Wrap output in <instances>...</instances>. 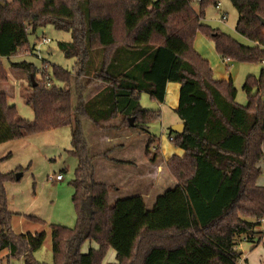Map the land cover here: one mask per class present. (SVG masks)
Wrapping results in <instances>:
<instances>
[{
	"label": "trees",
	"instance_id": "trees-1",
	"mask_svg": "<svg viewBox=\"0 0 264 264\" xmlns=\"http://www.w3.org/2000/svg\"><path fill=\"white\" fill-rule=\"evenodd\" d=\"M218 1L0 0V85L8 81L2 58L30 52L28 36L46 26L69 34L70 41L58 42L57 48L75 60L71 72L46 61L40 70L29 62L9 64L27 76L22 99L33 119L19 117L0 91V144L69 127L66 152L76 165L69 183L74 226L46 225L25 215L43 227L26 234L12 231L5 190L24 169L0 172V251H7V262L44 264L33 253L47 230L51 264H102L109 250L114 264H238L237 240L252 234L264 218V186L256 183L263 175L257 165L264 154V71L245 78L246 104L239 105L232 82L212 78L193 42L200 34L221 60L264 63V0H228L237 14L234 31L248 46L203 22L205 9ZM97 83L102 88L85 98ZM167 83L179 86L174 113L184 127L171 141L182 156L165 161L176 184L156 196L149 209L141 196L110 203L114 187L93 178L81 120L96 130H145L160 113L144 110L140 94L160 104ZM112 120L118 123L104 125ZM86 241L97 248L82 253Z\"/></svg>",
	"mask_w": 264,
	"mask_h": 264
},
{
	"label": "rangeland",
	"instance_id": "rangeland-1",
	"mask_svg": "<svg viewBox=\"0 0 264 264\" xmlns=\"http://www.w3.org/2000/svg\"><path fill=\"white\" fill-rule=\"evenodd\" d=\"M6 1L9 2L10 0ZM218 2L221 5V10L226 14L224 23H219L220 14L217 13L214 6H210L205 9L204 18L206 22L212 28L227 33L232 38L238 39V42L241 44L248 46L249 43L234 32V23L237 18L236 11L232 8L228 0H219ZM194 9L196 8L194 7ZM222 15L224 14L221 13L220 17ZM41 36L48 38L50 40V44L46 47H42L40 59H37L33 55L24 51L19 55L11 57L9 60L2 58V62L7 71L8 81L7 83L0 85V91L7 95L8 103L10 105H14L16 114L28 121L33 119L32 111L23 103L22 99V95L25 94V91L27 90V76L21 72L12 71L9 68V64L29 62L33 63L35 67L40 70L41 62L46 61L49 64L58 65L69 72L73 70L75 64V60L65 59L57 48L58 42L70 41L69 34L57 32L50 26L38 29L35 34L28 36V49H30V51L36 45L38 38ZM238 64L240 65L239 72L232 81V84L236 89L235 102L245 105L246 96L241 90L245 77L249 74L254 77H258L261 70L264 71V64ZM38 78L39 76L36 75L34 80ZM175 87L178 86L176 85ZM97 89L98 88L92 89L90 87L85 92L84 97L89 98L90 95L96 92ZM176 99V92L172 89L168 90L166 100L163 105V110L165 112L164 118L173 116ZM139 102L144 110H158V103L150 100L148 95L145 93L140 94ZM72 105H75L74 96H72ZM149 127L151 129L150 131L156 134L163 141L162 150L168 152V145L169 149L174 147L167 140V131L160 129V122L150 124ZM81 128L88 155L92 154L94 149L91 145V140L93 138V131L96 129L93 128L89 120H81ZM69 148V127L54 129L18 139L16 141L7 142L6 144H0V159L6 158L5 156L9 154V157L0 162V172L6 174L13 172L17 168L24 169L23 172H20L21 177H19L18 181L5 184L7 205L12 212L33 214L45 221L47 224H61L68 228L74 226L75 214L71 203L72 188L69 183L73 178L76 160L67 154L66 150ZM179 154L181 155L182 152L180 151ZM147 156L150 157V154L148 153ZM88 157L91 161V157ZM56 175H61V182L54 180ZM145 183V185L148 184L147 181ZM168 185L169 181L161 175L153 192L150 193V198L146 195V208L149 209L151 207L153 199L160 193H156V191L166 190L168 188L165 187ZM143 186L144 185L140 182L137 185L138 189H141ZM120 194L122 195L123 192L121 191ZM248 246V244L242 245V251L246 254L247 258L244 264H264V239L260 247L251 251L252 253L245 251ZM6 255V250L0 251V264H18V259H11L7 262L5 260ZM110 255L112 256L110 257ZM33 257L44 264H51V252L48 235L46 236L41 248L33 253ZM107 262H114L113 254H108L104 264ZM241 263L242 260L240 254L238 264Z\"/></svg>",
	"mask_w": 264,
	"mask_h": 264
},
{
	"label": "crops",
	"instance_id": "crops-1",
	"mask_svg": "<svg viewBox=\"0 0 264 264\" xmlns=\"http://www.w3.org/2000/svg\"><path fill=\"white\" fill-rule=\"evenodd\" d=\"M193 6L196 8L197 4L194 3ZM216 11L220 15L221 13L224 14V16L226 15L225 12L221 10L220 3ZM220 15H219V23H224L226 16L224 20H221ZM236 20L237 18L235 19V23ZM203 22L209 25L206 22L205 18L203 19ZM236 40L238 41V39ZM193 48L201 58L205 59L208 62L210 68L212 69V78L214 80L217 81L230 80L231 82L234 80V77H236L237 73L239 72L240 65L235 62L221 60L215 53L211 41L201 36L200 34H197L193 42ZM263 64L264 63H260V65ZM247 76H252V75L249 74ZM173 84L174 83L166 84L164 101L160 104L158 103V110H154V111H159L160 113V118L158 122H160V129L163 131H167V140L169 137L173 138L174 135V133H172L170 130L171 127L176 124H181V121L177 118L176 114L174 113V110L177 106L179 86L177 84L175 85ZM176 85L178 87H175ZM102 86H103L102 84L97 83L94 84L91 88L92 89L98 88L96 90L97 92L102 88ZM171 89L174 90V92H176L177 94V99L175 102L176 104H175V108L173 109V116L164 118L165 112L163 110V105L166 100L167 92L168 90ZM96 92L92 93L90 96L94 95ZM117 123L118 120H112L110 122L105 123L104 125L113 126L116 125ZM149 126H147V128H145V130L142 131L136 129H122V130L111 129L107 131H96V130L93 131V135H92L93 138L91 137L92 138L91 145L93 146L94 150L92 154L88 155L91 157V161L90 160L89 161L93 171V178L96 182L105 183L114 187L113 191H111L109 194L110 203L115 199L128 198L133 196H141L144 198V200L147 199L146 195L150 198V193L153 192L161 175H163V177H165L169 181V185L165 188L169 189L175 186L176 183L174 179L171 178L167 170L164 169L165 161L171 155L182 156L183 152L180 149L174 147H172V149H169V145L167 149L168 152L162 150L163 141L156 134L150 131L151 129ZM170 144L172 143L170 142ZM148 145L156 147L155 154L148 152L150 151L149 150L150 147ZM180 151L182 152L181 155L179 154ZM102 152L107 153L105 156L106 158L96 157L97 154H100ZM148 153L150 154V157L147 156ZM61 181L62 179L58 182ZM146 181L148 183L147 185H145ZM139 182L142 183V185H144L141 189H138L137 187ZM256 183L259 186H264V175H261L257 179ZM121 191L123 192L122 195L120 194ZM163 191L164 190L156 191V193L160 192L159 194H161ZM12 213H13V218H12L11 228L14 233L26 234V233H34L42 230L43 227H41L38 224L29 222L24 218L25 215L34 216L40 219L39 217L33 214H21L14 212ZM45 224L49 225L46 222ZM50 224H54V223H50ZM55 225L63 226L61 224H55ZM263 232H264V225L263 223H260L259 226H256L254 228L252 234L248 233V235L242 236L240 240H237L238 245L236 247V250L240 252L242 261L247 260L246 254H244V252L242 251V245L248 244L249 246L246 248L245 251H248V253H252L251 251H254L256 248L260 247L264 239ZM47 235L49 236L46 230V236ZM49 243H50V236H49ZM96 248L97 245L94 242L86 241L81 247V252L86 253L89 249H96ZM50 252H51V243H50ZM108 254H113L114 262L113 263L107 262L106 264H114L115 253L112 250H109L107 252L102 264H104ZM111 256L112 255H110V257ZM34 259L37 262H40L36 258ZM51 262H52V258H51ZM18 264H23L21 258L18 259Z\"/></svg>",
	"mask_w": 264,
	"mask_h": 264
},
{
	"label": "built area",
	"instance_id": "built-area-1",
	"mask_svg": "<svg viewBox=\"0 0 264 264\" xmlns=\"http://www.w3.org/2000/svg\"><path fill=\"white\" fill-rule=\"evenodd\" d=\"M218 7H219V2H217L214 5V8L216 10L218 9ZM224 18H225V16L222 15L221 16V20H224ZM0 36H1V33H0ZM49 44H50V40L48 38H46V37L41 36V37L38 38L36 45L31 49L30 52H28L27 50H25L24 52L33 55L37 59H40L42 47H46ZM168 140H169V142H171L172 141V137H169ZM149 147H150V149H149ZM149 147H148V149L150 151H148V152H150L152 154H155L156 153V147L155 146H151V145H149ZM257 167L260 170V172L264 175V154H263V156L261 158V161L258 163ZM61 179H62L61 175H56L55 178H54V180H56V181H60ZM259 223H263V225H264V218L259 220Z\"/></svg>",
	"mask_w": 264,
	"mask_h": 264
},
{
	"label": "water",
	"instance_id": "water-1",
	"mask_svg": "<svg viewBox=\"0 0 264 264\" xmlns=\"http://www.w3.org/2000/svg\"><path fill=\"white\" fill-rule=\"evenodd\" d=\"M261 23L264 24L263 21H261ZM30 81L32 82V85H33V86L36 84V83L34 82L32 76L30 77ZM128 123H129L130 126H132V119H129V120H128ZM183 129H184V127H183V125H182V123H181V124L173 125V126L171 127L170 130H171V132L174 133L175 135H181L182 132H183ZM14 177H15V180L18 181L19 177H21V173H16Z\"/></svg>",
	"mask_w": 264,
	"mask_h": 264
}]
</instances>
